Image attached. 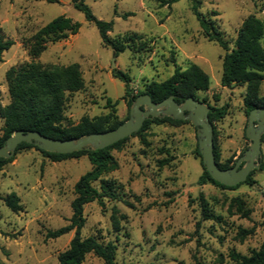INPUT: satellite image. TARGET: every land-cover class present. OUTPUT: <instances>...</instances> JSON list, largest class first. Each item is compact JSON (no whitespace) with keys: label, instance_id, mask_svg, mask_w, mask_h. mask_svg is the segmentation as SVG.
I'll return each instance as SVG.
<instances>
[{"label":"rangeland","instance_id":"obj_1","mask_svg":"<svg viewBox=\"0 0 264 264\" xmlns=\"http://www.w3.org/2000/svg\"><path fill=\"white\" fill-rule=\"evenodd\" d=\"M163 1L84 0L97 19L113 22L111 39H126L128 46L114 56L101 43L96 27L73 7V0H0V38L13 43L0 61V107L9 103L5 75L10 68L29 63L46 68L77 65L82 87L64 93V125H76L83 117L126 121L128 98L113 70L125 73L136 93L152 82H164L176 68L185 71L196 65L209 79L207 90L196 92V100L226 107L224 117L211 124L219 162L232 166L250 145L245 136L246 85L221 86L225 52L203 36L190 0ZM198 1L199 11L229 48L249 16L264 22V0ZM59 16L79 23L77 33L46 43L32 57V37ZM260 42L264 47V37ZM258 96L264 97V73ZM2 125L0 119V136ZM196 133L189 121L151 124L112 150L116 168L104 179L119 186L116 198L83 207L80 237L113 243L117 264H233V254L257 251L264 244V171H255L251 183L232 190L199 185L202 166L195 154ZM261 155L264 160V134ZM90 168L86 156L51 162L34 148L15 152L0 168L3 264H57L73 231L55 239L46 234L68 224L74 184ZM10 193L19 198V212L3 202ZM81 264L104 263L88 254Z\"/></svg>","mask_w":264,"mask_h":264},{"label":"trees","instance_id":"obj_2","mask_svg":"<svg viewBox=\"0 0 264 264\" xmlns=\"http://www.w3.org/2000/svg\"><path fill=\"white\" fill-rule=\"evenodd\" d=\"M176 1L178 0L163 2L171 4ZM190 2L192 13L203 36L207 40L215 42L225 52L222 60L221 86L246 85L244 107L247 115L255 108H264V97L258 96V84L262 78V73H264V47L260 42L261 38L264 37V22L254 16H249L239 28L232 48H229L228 42L224 40L221 32L199 11L200 2L198 0H190ZM73 7L84 15L87 22L96 27L101 43L109 47L114 56L125 50L128 46L125 42L126 39L123 41L111 39L108 36L113 25L112 21L97 19L84 0H73ZM126 16L127 14L122 15V17ZM79 27V23L72 22L69 18L63 16L54 18L32 37L31 56H38L46 43L58 42L66 39L70 34L77 33ZM129 40L131 41L133 38ZM12 44V41L0 38V61L3 52L8 50ZM113 76L124 85V96L128 98L126 101L128 112L135 98L139 95L146 94L155 103L164 100L168 96H173L175 102L181 104L189 97L196 100V92L205 91L209 86L208 77L196 65H191L185 71L176 68L172 76L164 82H152L136 93H133L129 87L130 80L125 73L113 70ZM5 77L8 85L9 103L0 107V119L3 122L0 146L15 131H36L53 139L69 140L89 134L104 133L115 129L125 121H110L108 117L94 120L83 117L76 125H64V93L75 92L82 87V79L77 65L46 68L36 63H29L17 68H10ZM225 114L226 107H210L208 114L210 123L223 118ZM187 122L162 115L150 117L143 122L140 130L131 136H139L151 124L179 125ZM129 137L102 149H82L70 154L49 153L27 143H21L17 146L15 152L26 148H34L51 162H61L70 158L86 156L91 166L90 170L81 175L74 184V198L70 204L71 216L68 219V224L46 234L47 238L55 239L73 231V237L68 248L59 253L57 257V264H81L88 254H93L101 259L104 264H117L115 262L116 248L113 243H102L94 237L81 238L80 231L84 225L83 207L86 204L101 201L103 198L110 200L116 198L119 186L111 180L104 179V176L116 168L112 150L120 149ZM195 154L200 159L202 166V173L197 181L199 185L212 184L223 189L232 190L240 184L251 183V176L255 171H264V160L260 155L259 167L250 172L244 182L234 187H226L212 179L206 171L198 148L195 150ZM213 155L220 169H228L235 164L230 166L228 162L223 164L219 162V154L214 139ZM12 160L13 156L7 159L0 157V168ZM96 183H98L97 186H95ZM3 202L14 213L21 210L19 198L14 193L5 196ZM233 261V264H264V244L249 256L233 254ZM0 264L3 263L0 261Z\"/></svg>","mask_w":264,"mask_h":264},{"label":"water","instance_id":"obj_3","mask_svg":"<svg viewBox=\"0 0 264 264\" xmlns=\"http://www.w3.org/2000/svg\"><path fill=\"white\" fill-rule=\"evenodd\" d=\"M113 63L114 59L112 66ZM209 111V106L192 97L181 104H177L173 96L155 103L148 95L143 94L135 98L129 109L128 119L115 129L69 140L53 139L36 131H15L0 146V157L11 158L21 143L32 144L42 151L58 154H70L82 149H102L138 132L146 119L162 115L174 120L189 121L197 129L198 152L206 171L221 185L237 186L259 167L261 136L264 134V108H255L248 113L245 136L250 141L249 148L228 169H220L214 160L213 128L208 117Z\"/></svg>","mask_w":264,"mask_h":264}]
</instances>
